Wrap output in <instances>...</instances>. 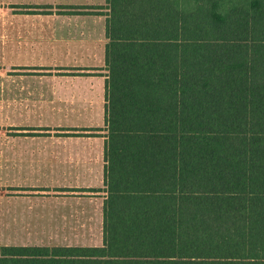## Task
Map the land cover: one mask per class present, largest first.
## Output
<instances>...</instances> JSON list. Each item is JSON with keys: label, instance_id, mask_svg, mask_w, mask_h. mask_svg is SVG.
Returning <instances> with one entry per match:
<instances>
[{"label": "trees", "instance_id": "1", "mask_svg": "<svg viewBox=\"0 0 264 264\" xmlns=\"http://www.w3.org/2000/svg\"><path fill=\"white\" fill-rule=\"evenodd\" d=\"M61 5L106 17L103 241L0 264H264V0Z\"/></svg>", "mask_w": 264, "mask_h": 264}, {"label": "rangeland", "instance_id": "2", "mask_svg": "<svg viewBox=\"0 0 264 264\" xmlns=\"http://www.w3.org/2000/svg\"><path fill=\"white\" fill-rule=\"evenodd\" d=\"M104 2L0 0V245L103 241L101 198L68 197L72 191L63 190L64 181L85 180L58 168V160L42 150L39 132L55 119L44 99L82 72L57 66V59L73 41L105 35L104 15L59 13L60 6Z\"/></svg>", "mask_w": 264, "mask_h": 264}, {"label": "crops", "instance_id": "3", "mask_svg": "<svg viewBox=\"0 0 264 264\" xmlns=\"http://www.w3.org/2000/svg\"><path fill=\"white\" fill-rule=\"evenodd\" d=\"M82 40L73 41L64 50L65 55L57 59V66L79 67L82 72L73 75L71 83L55 86L53 97L44 99L46 105H43L51 110L55 119L42 123L43 128L49 129H43L45 132H39V135H42V150L49 151L51 157L53 155L54 160H58V168L63 167L62 170L70 174L76 172L77 178L85 180L75 183L64 181L62 186L66 187L63 190L72 191L68 197L93 200L99 196L103 205L105 192L97 190L104 185L105 178L106 137L102 128L106 117L107 75L103 67L107 38L103 35L99 39ZM58 71L62 73L63 70ZM67 71L71 70L64 71L69 76ZM49 161L55 168V163ZM84 188L97 190H79ZM84 207L81 204L79 210L82 213Z\"/></svg>", "mask_w": 264, "mask_h": 264}]
</instances>
